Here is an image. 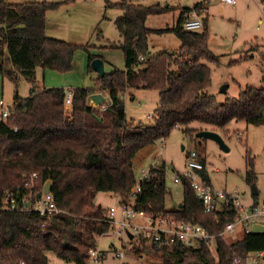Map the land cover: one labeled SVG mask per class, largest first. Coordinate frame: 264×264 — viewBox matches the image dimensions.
<instances>
[{
    "label": "trees",
    "instance_id": "trees-1",
    "mask_svg": "<svg viewBox=\"0 0 264 264\" xmlns=\"http://www.w3.org/2000/svg\"><path fill=\"white\" fill-rule=\"evenodd\" d=\"M74 1L0 0V74L16 83L14 112L7 123L0 124V205L7 193L16 196L20 205H24V198L32 201L26 208L0 213V264H49L50 251L64 260L86 264L90 250L98 248L100 236L110 229L105 220L110 208L94 200L101 191L120 193L122 200L127 199L138 179L134 160L141 149L167 138L176 127L185 126L190 134L200 131L190 127L193 122L211 130H224L233 120L264 124V86H247L238 97L224 102L211 92V67L205 61L217 62V55L210 49L206 19L200 30H188L184 25L189 13H202L200 3L182 8L176 24L159 29L149 27L147 20L167 12L170 6L108 2L122 11L115 23L123 41L116 47L123 50L125 68L99 75L92 85L72 88L73 104L67 108L66 88H42L37 68L70 72L75 69V53L83 50L88 56V72H92V60L104 58L91 53L89 43H74L47 33L48 11ZM165 31L179 37V49L152 53L150 34ZM20 75L31 84L28 97L18 92ZM139 88L156 89L160 95L151 125L127 119L124 94ZM99 92L111 99L106 110L89 102L90 95ZM200 159L205 165L201 175L213 184L206 161ZM247 165L246 180L254 184L257 175L251 156ZM33 173L37 177L32 182ZM166 175L165 162L151 165V176L142 180L139 208L200 223L212 234L237 219L233 205L206 211L191 181L183 175V201L169 208ZM48 182L59 208L50 217L34 206L39 201L37 194ZM254 195L257 202L258 194ZM133 244L136 253L158 257L162 264H232L235 253L245 258L249 252L264 250V232H246L234 242L218 238V257L203 241L191 250L182 244L144 239ZM103 255L102 250L99 263H103Z\"/></svg>",
    "mask_w": 264,
    "mask_h": 264
},
{
    "label": "rangeland",
    "instance_id": "rangeland-1",
    "mask_svg": "<svg viewBox=\"0 0 264 264\" xmlns=\"http://www.w3.org/2000/svg\"><path fill=\"white\" fill-rule=\"evenodd\" d=\"M8 2L22 3L26 1L45 0H7ZM63 1V0H47ZM121 0H76L63 3L57 9L49 11V32L57 38L71 40L75 43H89L91 53L105 57V71L115 68H125L123 50L116 47L123 41L122 35L115 23L121 15V9L111 7L108 2ZM135 4L151 5L160 3L171 7L167 12L149 16L147 25L151 28H168L176 22L179 11L173 7L192 6L203 1L200 5L202 15L206 16L209 33L210 49L217 55V62L206 60L211 67V92L219 102L228 97H238L242 88L247 86H264V3L260 0H239L237 5L223 3L221 0H130ZM176 17V18H175ZM262 20V21H261ZM51 24V25H50ZM203 29V28H202ZM61 36V37H59ZM181 40L172 31L151 33L149 46L152 53L163 50L177 51ZM119 48V49H118ZM85 57L88 58L85 52ZM113 68V69H112ZM60 72L54 69H44L39 66L36 70L38 84L42 88L63 87L66 89L81 86L74 74ZM89 85L94 84L99 74L94 70L88 73ZM6 83V84H5ZM5 84V85H4ZM228 87L224 90L223 86ZM30 82L22 75L18 80V92L22 97L30 95ZM16 83L5 80L0 74V99L8 103L13 102ZM136 98H132L130 93ZM4 93V94H3ZM127 119L136 123L151 125L154 123L155 110L160 105V95L156 89H131L124 95ZM206 129L210 126L193 122L190 127ZM229 149H224L216 140L206 137H197L190 134L185 126L176 127L167 138L141 149L135 158V171L140 177L143 168L165 162L167 165L166 182L169 189L167 205L177 207L184 197L182 183H176L174 178L186 169L187 152L196 151L207 164L214 186L238 190L246 201H253L252 183L246 180L247 157L251 156L255 164L256 185L258 199H264V124H247L245 121H231L224 130H219ZM240 133V134H239ZM160 151L162 155H160ZM95 204L104 208H118L123 196L120 193L101 191L96 196ZM107 213V212H106ZM256 232H264L261 225L252 226ZM244 230L239 226L236 232L227 235L228 242H234L243 236ZM113 239L100 236L98 248L104 251L103 263L92 264H120L112 251L110 244ZM113 245L120 243L113 240ZM211 253L217 256L216 245L213 244ZM49 264H77L58 257L55 252H48ZM87 261V260H86ZM129 264H162L158 257L145 254L143 258L131 255L127 257Z\"/></svg>",
    "mask_w": 264,
    "mask_h": 264
},
{
    "label": "built area",
    "instance_id": "built-area-1",
    "mask_svg": "<svg viewBox=\"0 0 264 264\" xmlns=\"http://www.w3.org/2000/svg\"><path fill=\"white\" fill-rule=\"evenodd\" d=\"M222 1L231 5H237L238 3V0ZM204 24L203 15L197 11H192L189 13L184 25L188 30H200L204 27ZM141 59H144V57L141 56ZM66 90L65 104L67 108H71L74 93L72 88ZM94 106L106 110L108 104H94ZM14 109V103L10 104L3 98L0 99V124L8 122V118L12 115ZM15 129L17 130V128ZM160 155H162L161 151ZM204 168L205 165L199 154L196 151L188 152L186 169L179 173L174 180L176 183H181V175L187 177L208 212L223 210L225 206L233 205L237 211V219L229 222L223 231L212 234L200 223L178 218L166 212H149L139 208L137 201L138 195L142 191V180L151 176V167L143 168L127 199L120 201L118 208H110L106 213L105 220L109 223L110 229L103 236L117 240L120 243L119 247L113 245V240L110 244L114 255L121 260L120 264L127 262V257L131 255L139 258L145 256L144 253L139 254L133 250V242L138 239H144L149 243L182 244L188 250L198 247L199 243L203 241L210 250L212 245L215 244L218 251V238L227 240V235L236 232L239 226L242 227L245 233L251 232L252 226L264 219V199L257 202L246 201L243 194L238 190H227L207 183L201 175ZM35 177H37V174L33 173L32 182ZM29 201L28 198H24V205H20L16 196L7 193L4 203L0 205V213L4 210L26 208ZM34 206L42 215L49 217L59 212L51 191L43 192L38 204ZM101 256L102 249H91L86 258V264L99 263ZM232 264H264V250L249 252L245 258L235 253Z\"/></svg>",
    "mask_w": 264,
    "mask_h": 264
},
{
    "label": "crops",
    "instance_id": "crops-1",
    "mask_svg": "<svg viewBox=\"0 0 264 264\" xmlns=\"http://www.w3.org/2000/svg\"><path fill=\"white\" fill-rule=\"evenodd\" d=\"M222 1V0H221ZM75 2V1H74ZM223 2V1H222ZM10 3H14V2H10ZM197 3H200V5H202V6H204L205 7V4H204V2L203 1H198ZM196 3V4H197ZM224 3V2H223ZM238 3H239V0H238ZM237 3V4H238ZM195 5V4H194ZM194 5H192V6H183V7H173V9L174 8H178V9H175V11L177 12V10L179 11V15H178V18H177V21H178V19H179V17H180V14H181V9L182 8H185V7H194ZM169 6V5H168ZM51 11V10H50ZM48 15H49V11H48V13H47V33L49 34V35H54L53 33H51L50 34V32H49V18H48ZM176 18V17H175ZM206 18V16L204 15V19ZM148 21V20H147ZM262 21V20H261ZM176 24V23H175ZM51 25V24H50ZM55 37V36H54ZM59 37H61V36H59ZM66 40V39H65ZM67 41H70V42H73V41H71V40H67ZM75 43V42H74ZM119 49V48H118ZM10 58V57H9ZM104 60H105V66H106V62H109L105 57L103 58ZM74 62H75V69H73V70H75L74 71V74H75V77L77 78V80L79 81V83L81 84V85H84V86H88L89 85V82H90V80L88 79V64H87V58L85 57V52L83 51V50H78L76 53H75V56H74ZM109 64H112V63H110L109 62ZM113 66H114V64H112ZM113 69V68H112ZM68 73V72H67ZM5 77V80H7V79H9L10 81H12V85H13V80H11L9 77H6V76H4ZM6 84V83H5ZM4 84V85H5ZM16 90V89H15ZM99 93H101V92H99ZM99 93H95V94H99ZM4 94V93H3ZM102 95H103V97L105 98V100H104V102H102L101 104H103V103H107V104H109L110 103V101H111V99H110V97L107 95V94H104V93H101ZM125 94H127V92L125 93ZM124 94V95H125ZM131 97L132 98H136V96L131 92ZM14 96H15V92H14V94H13V102L12 103H10V104H13L14 103ZM89 102H90V104H92V105H94V102L93 101H90L89 100ZM216 131H218V132H220L219 130H216ZM188 153V152H187ZM95 201H96V199H95ZM261 225L262 227H264V219L261 221V222H259V223H256V224H254V225ZM253 225V226H254ZM252 231H254V230H252ZM245 233V232H244ZM243 236H244V234H243ZM243 236H241V238L243 237ZM241 238H239V239H241Z\"/></svg>",
    "mask_w": 264,
    "mask_h": 264
},
{
    "label": "water",
    "instance_id": "water-1",
    "mask_svg": "<svg viewBox=\"0 0 264 264\" xmlns=\"http://www.w3.org/2000/svg\"><path fill=\"white\" fill-rule=\"evenodd\" d=\"M91 65L93 67V69L99 74V75H104L106 73L105 71V60L102 57H96L92 60ZM228 87L227 84H225L223 86L224 90H226ZM90 101H93L95 105H100L102 102H104L105 98L103 97V95L101 93L99 94H91L89 97ZM197 137H206V138H211L216 140L224 149H229V147L227 146L223 136L216 130H211V129H203L200 130L196 133ZM51 191V183L48 182L44 189L42 191H40L37 196L36 199L40 200L43 192H48ZM252 192L253 194H258V189L256 187L255 184L252 185ZM32 203V201H29L27 206H30Z\"/></svg>",
    "mask_w": 264,
    "mask_h": 264
}]
</instances>
